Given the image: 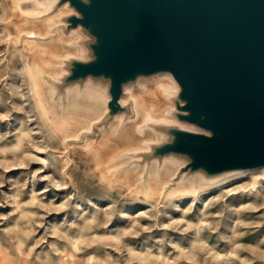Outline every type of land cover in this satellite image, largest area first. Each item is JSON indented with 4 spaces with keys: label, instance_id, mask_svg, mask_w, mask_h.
Returning <instances> with one entry per match:
<instances>
[{
    "label": "rangeland",
    "instance_id": "obj_1",
    "mask_svg": "<svg viewBox=\"0 0 264 264\" xmlns=\"http://www.w3.org/2000/svg\"><path fill=\"white\" fill-rule=\"evenodd\" d=\"M22 9L36 6L0 0V264H264V179L251 187L252 179L244 176L197 196L178 195L172 189L178 179L193 182L202 175L214 181L241 170L192 171L185 169L188 155H157V146L174 139L168 128L204 132L179 120L177 109L171 113L177 121L156 129L162 138L149 142L150 150L136 152L126 163L110 159L107 146L113 137L97 145L103 136L99 126L107 129L115 116L134 117L128 89L144 91L140 81L159 73L125 84L123 111L111 114L107 102L106 115L91 131L71 128L68 120L76 118L70 117L69 93L82 97L77 91L91 86L111 97L108 77L66 79L73 61L94 58L91 45L97 38L82 26L70 28L71 14L55 18L50 36L57 39L60 29L67 34L75 29L82 46L79 54L55 56L60 64L48 63L49 70L62 69L55 80L42 65L45 59L39 63L29 50L26 33L17 35L31 23ZM29 63L38 79L54 86L42 103L33 90ZM165 157L181 166L171 182L151 181L158 183L152 186L149 167L157 159L160 172ZM134 163L146 166L142 180L128 173Z\"/></svg>",
    "mask_w": 264,
    "mask_h": 264
},
{
    "label": "water",
    "instance_id": "obj_2",
    "mask_svg": "<svg viewBox=\"0 0 264 264\" xmlns=\"http://www.w3.org/2000/svg\"><path fill=\"white\" fill-rule=\"evenodd\" d=\"M97 38L94 58L75 60L67 81L108 77L111 114L126 83L170 71L179 120L157 155L185 154L209 174L264 166V0H59Z\"/></svg>",
    "mask_w": 264,
    "mask_h": 264
},
{
    "label": "bare ground",
    "instance_id": "obj_3",
    "mask_svg": "<svg viewBox=\"0 0 264 264\" xmlns=\"http://www.w3.org/2000/svg\"><path fill=\"white\" fill-rule=\"evenodd\" d=\"M27 2L34 4L36 9L32 11L22 9L24 14L31 18V23L25 28L20 29L17 35L20 36L23 32L26 33L28 48L33 53L34 58L38 60L39 63H42L43 59H45L42 64L43 67L47 68L55 80H60L62 69L55 67L49 70L48 63L56 62L60 64L62 61L59 60L57 62L55 56L67 58L72 54H79L82 46L78 44L79 35L74 32L75 29H72L69 34L60 29L57 39L52 38L50 35L53 31L52 27L56 23L55 18L75 13V10L66 2L55 12H52L53 9L58 6L59 0H27ZM45 46H47V51ZM27 69L35 95L42 103L45 97L44 93L46 94L48 92L52 94L54 86L45 79H38L37 70L33 63L27 64ZM140 85L144 86V91H134L131 87L128 89L131 92V97L134 102L133 107L135 116L126 121L121 115L115 116L107 129L102 125L99 126L103 136L99 143L96 144L103 146L102 144L105 142L103 138L113 137L112 145L114 144L116 149L112 148L114 145L108 144L107 155L110 159L119 160L117 162L118 164L134 160L136 152L145 149L150 150L151 146L149 142L156 143L162 138V133L157 132L156 129L161 128L162 124L167 126L177 121L171 113L176 109L178 110L175 98L178 97L180 85L170 71L159 73L158 77L155 79H142ZM68 91L70 92V90ZM77 92H83L82 97L79 93H69L68 107L69 110L73 112V115L70 117L76 119L69 118L68 121H70L71 128L81 125L83 128L87 127L86 129L91 131L93 124L100 122L106 115V103L109 101V98L104 96L101 89L91 86L83 90H78ZM125 100L124 97H121L120 102L124 104L126 102ZM74 132L77 133L78 130ZM93 137L92 135L91 138ZM103 157H105V155ZM159 165L157 159H153L152 165L149 167L148 182L164 181L166 184L171 182L177 169L181 166V162L171 157H165L160 172L158 171ZM110 168L112 167L110 166L107 170ZM145 168L146 166H139L137 163H134L132 167L128 169V173L134 174L133 176H135L137 180H142L144 178ZM244 176L252 179L253 183L251 187H256L259 183V179H264V166L228 173L214 181H206L203 179L204 177L202 175L196 176L193 182L178 179L172 189L180 196H197L205 190L221 186L229 180ZM164 182L161 183V188H163ZM150 184L152 186L158 185V183L156 184L154 182Z\"/></svg>",
    "mask_w": 264,
    "mask_h": 264
}]
</instances>
